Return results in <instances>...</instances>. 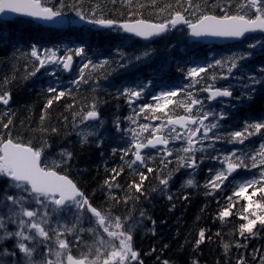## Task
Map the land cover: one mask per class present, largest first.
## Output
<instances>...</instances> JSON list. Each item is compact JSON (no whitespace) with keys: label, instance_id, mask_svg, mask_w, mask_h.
Returning <instances> with one entry per match:
<instances>
[{"label":"snow or ice","instance_id":"snow-or-ice-1","mask_svg":"<svg viewBox=\"0 0 264 264\" xmlns=\"http://www.w3.org/2000/svg\"><path fill=\"white\" fill-rule=\"evenodd\" d=\"M12 17L54 26L83 24L89 31L92 26L116 33L119 43L109 57L99 60L89 56L91 48L84 40L63 47L33 43L25 51L3 29ZM173 30L197 42L219 39L232 41L233 46L252 42L229 55L177 61L179 83L174 74L165 76L163 66L153 69L150 78L122 82L113 98L123 99L129 115H114L108 131L101 112L108 101L97 95L98 82L113 71L129 72L148 64L156 51L149 45ZM141 41L145 44L137 47ZM0 44L13 49L0 105H10L8 85L17 79V72L24 81L37 74L48 78L41 89L45 102L39 122L27 137L16 131L15 113L0 112V264H145L144 258L157 249L139 250L135 233L148 221L152 227L147 231L155 236L156 222L138 207L140 198L159 195L175 208L176 201L190 200L187 189L201 187L206 198L223 195L225 203L217 208L214 221L224 224L235 216L240 222L227 242L220 231L198 228L192 251L212 243L215 236L225 264H249V259L264 264V247L247 251L248 242L264 232V114L233 122L240 107L264 97V60L258 66L250 64L257 48L264 55V0H91L87 4L85 0H0ZM65 73L73 78L63 80ZM65 99L71 101L64 105L69 115L57 118L60 127L50 124L51 109ZM214 103L221 107L216 109ZM73 135L80 147L116 144L109 154L118 156L119 163L109 168L105 161L106 176L91 194L73 175L74 170L82 171L75 167L77 153L69 140ZM54 137L59 138L55 151ZM253 137L259 138L258 146ZM64 141L68 146H59ZM206 160L213 166L200 185L196 177ZM125 169L129 179L121 185ZM181 173L186 178L174 192ZM149 180L155 183L146 187ZM97 191L103 197L100 203H94ZM216 202L219 205V199ZM120 206L126 214H114ZM8 241H13L11 248L5 246ZM155 264L174 262L157 255ZM191 264L200 261L194 257Z\"/></svg>","mask_w":264,"mask_h":264},{"label":"trees","instance_id":"trees-1","mask_svg":"<svg viewBox=\"0 0 264 264\" xmlns=\"http://www.w3.org/2000/svg\"><path fill=\"white\" fill-rule=\"evenodd\" d=\"M71 2V0H68ZM91 2V0H85V4ZM70 15H72L70 13ZM145 16L148 17V10H145ZM150 18V17H149ZM91 31L87 28H76V27H65L62 30H56L52 28L43 27V35L34 34L29 28L19 26L12 22L6 23L3 29L6 33H10L13 37L16 46L21 50H28L29 44L34 37H43V47H53L63 45L75 46L79 44L81 40L87 42L90 46L91 51L89 56L93 60H99L109 57L112 54L113 48L119 43V37L116 33L108 34L105 30L98 31L92 27ZM183 35L173 32L166 38L158 39L154 43L156 44L155 53L151 61L143 66L132 69L129 72H125L124 69H119L118 71H113L112 75L108 77L107 80L99 81V88L97 90V95L101 99L108 101L106 106L101 108L103 118L107 121L106 128L108 131H112L111 120L114 115H119L121 118L129 115L125 112L127 105L124 103L123 99L116 100L113 98L116 89L121 86L122 82H128L133 78L137 77L136 74H140V78L147 79L150 78V74L153 69H158L161 66L165 69V76L175 75L176 80L180 81V74L176 72L177 61H191V60H203L207 56L206 49L202 47H190L188 53H183L181 51V46L186 39L183 40ZM183 40L181 43L180 41ZM131 43V42H129ZM142 44V42H141ZM140 45H137L139 47ZM197 47V48H196ZM127 51H132L131 48ZM13 49L9 45L0 44V91L4 90L2 87V80L5 75L11 74V56ZM230 54V53H229ZM228 54V55H229ZM263 56V59H262ZM257 59L259 62L264 60V55ZM257 58V56L255 57ZM253 58V59H255ZM115 68L116 66L113 65ZM20 72L16 73L17 79L13 81L8 88L12 92V104L11 112L15 113L14 123L17 126L16 131L24 133L27 137L32 129L37 127L39 122V116L43 103L45 102V94L40 90H36V84L33 82V78L26 81L21 80ZM65 77V74L63 75ZM44 87V85H43ZM86 91V89L84 90ZM65 103H71L70 100H62L56 103L51 109V115L53 119L49 122L50 124L55 123L57 127H60L57 118L60 114L69 115L65 112ZM264 114V97L257 96L255 101L251 105L242 106L239 108L236 118L237 121H242L247 116ZM69 119L71 117L69 116ZM21 121L24 122V127L21 128ZM58 137L52 139L53 150L57 149ZM76 137L73 135L69 137L72 142L74 151L77 153L75 167L81 169V172L73 171V175L80 181L82 188L85 190L86 194H91L94 189L98 188L106 176L104 164L107 161V166L109 168L115 166L119 163V158L110 156V148L116 146L115 143L106 144L102 149H97L94 145L80 147L76 143ZM259 138L253 137L252 141L257 142ZM245 141V144H248ZM59 146L67 147L68 141H64ZM229 149L231 145L227 146ZM243 147V146H240ZM103 152V156H101ZM213 166V162L206 160L201 166V170L197 175V180L200 185H203L208 173L207 169ZM128 170L125 169V174L120 178L121 185L129 179ZM186 178V176L181 173L177 175L176 182L173 185V191L175 192L180 188L181 179ZM155 182L152 180L146 181V187H151ZM227 183V181H226ZM191 195L190 200L187 202L176 201V207L172 208L162 196L153 195L150 200H144L143 197L140 198V205L145 210L147 215H150L152 220L156 222V235L153 236L147 229L152 227L151 223L145 221L143 228H138L135 233V246L142 252H148L152 247L157 249L156 254L145 257V264H155L156 256L159 255L161 259H169L174 262V264H191L192 258H197L200 264H225V256L223 254V248L221 246L219 238L213 236V242H205L199 248L198 252L192 251V241L195 239L196 230L200 227L210 228L212 233L220 231L227 242L229 240V234L233 231L235 227L238 226L239 220L233 216L228 218V222L222 224L219 220H213V216L219 206H222L225 201L223 195H219L217 198H206L203 194V188L198 189H187ZM224 194H228L225 192ZM219 199V205L216 202ZM103 197L97 191L94 197V203H100ZM244 202L241 200L240 204ZM204 205H208L204 212H201V208ZM107 208L108 206L105 205ZM172 208L171 211L169 209ZM114 214L124 215L126 214L123 206L113 209ZM138 216V212L134 213ZM199 217V220H197ZM163 222V223H162ZM89 225H87L88 227ZM11 228V226H10ZM187 241V243H186ZM91 242V241H89ZM13 241H8L5 246L11 248ZM167 244L168 248L163 249V245ZM248 253L252 252L253 248L264 247V232L258 233L257 237L251 239L248 242ZM233 257L236 255L235 249L232 250ZM249 264L252 261L249 259Z\"/></svg>","mask_w":264,"mask_h":264},{"label":"water","instance_id":"water-1","mask_svg":"<svg viewBox=\"0 0 264 264\" xmlns=\"http://www.w3.org/2000/svg\"><path fill=\"white\" fill-rule=\"evenodd\" d=\"M43 23V22H42ZM47 26H53V27H63V26H54V25H50V24H46V23H43ZM201 41H204L205 43H219V44H224L226 42H229V41H224V40H219V39H209V40H201Z\"/></svg>","mask_w":264,"mask_h":264},{"label":"rangeland","instance_id":"rangeland-1","mask_svg":"<svg viewBox=\"0 0 264 264\" xmlns=\"http://www.w3.org/2000/svg\"><path fill=\"white\" fill-rule=\"evenodd\" d=\"M85 225H86V224H85ZM85 225H84V226H85Z\"/></svg>","mask_w":264,"mask_h":264}]
</instances>
